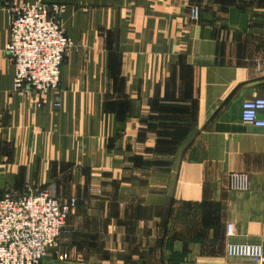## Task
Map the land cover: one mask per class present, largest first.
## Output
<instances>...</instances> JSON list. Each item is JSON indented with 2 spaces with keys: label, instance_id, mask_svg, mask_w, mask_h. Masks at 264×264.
<instances>
[{
  "label": "crops",
  "instance_id": "0c3cea01",
  "mask_svg": "<svg viewBox=\"0 0 264 264\" xmlns=\"http://www.w3.org/2000/svg\"><path fill=\"white\" fill-rule=\"evenodd\" d=\"M35 2L65 8L59 107L12 92L10 9ZM261 62L264 0H0V197L76 199L40 264H248L226 243L264 250V133L240 119L264 98ZM230 173L248 189L230 191Z\"/></svg>",
  "mask_w": 264,
  "mask_h": 264
},
{
  "label": "built area",
  "instance_id": "2783aa9c",
  "mask_svg": "<svg viewBox=\"0 0 264 264\" xmlns=\"http://www.w3.org/2000/svg\"><path fill=\"white\" fill-rule=\"evenodd\" d=\"M64 6L35 2L14 3L10 9L5 54L13 66L12 92L40 107L41 100L51 95L54 107L60 106L59 78L62 63L73 43L62 24ZM198 11L190 12L196 20ZM264 68V62L259 63ZM241 122L264 133V98L244 100L240 109ZM230 191H244L249 178L242 173H230ZM76 206V199H59L43 189L20 195L6 193L0 197V264H40L49 249H57L65 232L67 217ZM232 223L225 226L227 238L234 236ZM228 257L246 259L248 264H264L261 245L227 242ZM57 259L69 260L67 253Z\"/></svg>",
  "mask_w": 264,
  "mask_h": 264
}]
</instances>
